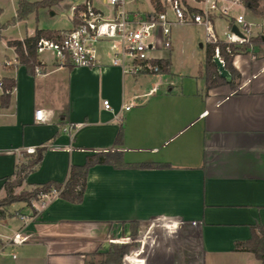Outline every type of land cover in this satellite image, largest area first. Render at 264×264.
Returning <instances> with one entry per match:
<instances>
[{
	"label": "crops",
	"instance_id": "crops-1",
	"mask_svg": "<svg viewBox=\"0 0 264 264\" xmlns=\"http://www.w3.org/2000/svg\"><path fill=\"white\" fill-rule=\"evenodd\" d=\"M246 18L264 23V0ZM186 26L193 25L176 28ZM255 34L264 37V27ZM8 49L13 57L2 64L0 81L16 86L0 107V198L16 165L32 157L19 151L29 148L44 149L43 160L20 189L65 183L72 165L96 153H120L131 167L90 168L79 204L49 194L42 207L11 205L0 215V264H94L98 253L128 242L118 237L133 231L131 223L165 238L159 245L139 238V254L123 264L256 260L235 246L264 226V40L233 57L234 86L209 85L204 68L176 70L172 35L169 51L153 53L170 62L159 74L132 75L108 66L107 56L101 67H59L48 54L39 56L43 73L31 75ZM37 110L44 123L35 120ZM190 227L197 231L193 247L180 251L170 235ZM17 233L22 243L5 247Z\"/></svg>",
	"mask_w": 264,
	"mask_h": 264
},
{
	"label": "built area",
	"instance_id": "built-area-1",
	"mask_svg": "<svg viewBox=\"0 0 264 264\" xmlns=\"http://www.w3.org/2000/svg\"><path fill=\"white\" fill-rule=\"evenodd\" d=\"M106 1L110 7L109 15L95 8L89 0L72 6L71 18L76 17L80 21L78 26L66 32L60 41L40 39L38 55L52 54L59 67L73 68L105 66L103 59L107 56L110 61L108 66L120 67L132 75L159 74L161 67L155 63L159 60L153 53L170 50L172 31L177 26L203 27L207 44L215 45L214 57H218L224 65L218 46L220 42L225 43L227 52L233 55L231 46L253 47L252 39L257 37L255 32L264 27V23H254L246 18L248 0H159L162 10L157 12L153 8L146 14L129 11L127 0ZM236 11H239L237 15L234 14ZM219 21L222 23L221 33L217 29ZM233 26L237 27L240 35L232 31ZM43 64L39 60L36 74L43 73ZM9 65L11 62H6V66ZM104 107L110 109L108 101H104ZM130 108L127 106L124 109ZM35 120L45 122L42 110L35 112ZM19 153L34 155L35 149ZM51 194L59 195L57 191ZM22 241L20 233H17L3 245L6 247Z\"/></svg>",
	"mask_w": 264,
	"mask_h": 264
},
{
	"label": "trees",
	"instance_id": "trees-1",
	"mask_svg": "<svg viewBox=\"0 0 264 264\" xmlns=\"http://www.w3.org/2000/svg\"><path fill=\"white\" fill-rule=\"evenodd\" d=\"M17 10L16 15L12 20V24L25 21L30 14L37 11L40 8H51L58 5L63 0H43L40 2H30L29 0H16ZM261 0H248L247 5L250 11L256 12ZM154 9L157 12L162 10L159 0H151ZM80 21L75 17L72 18L73 27L78 26ZM5 25L0 23V29H3ZM64 36V31H54L48 29H38L33 36H27L23 40H10L8 41V47L14 50L17 63L24 66L27 72L31 75L35 74V68L39 65V55L37 53V44L40 39H48L53 41H60ZM263 43V36L259 35L252 39L254 46ZM220 48V55L224 60L225 68L234 75V69L232 67L233 57L239 53L237 51H246L248 48H236L231 46L232 53L227 52V45L220 42L218 44ZM215 54V45H208L206 49V60L204 69L212 82L209 85H215L218 82H225L217 71V68L213 62ZM161 67V71H167L170 62L156 61ZM208 85V87H209ZM231 86L234 84L231 82ZM16 86V82L13 79L4 78L0 81V88L2 94H0V107H5L10 99V94ZM210 86V87H211ZM44 149H35V154L31 158H28L23 163L16 165V172L12 178H9L5 184V197L4 205H12L17 202H29L32 198H38L41 194L51 193L53 190L60 192L59 197L67 202L73 204H79L83 200L87 185V175L95 165H111L115 168L131 167L124 162V158L120 153L104 152L96 153L88 156L84 165L75 166L72 165L69 169V174L65 183H58L55 181L48 182L46 184L37 185L29 192H23L21 195H15V189L22 186L27 176L41 163L43 160ZM3 212L0 210V215ZM133 229L137 228L136 223H131ZM137 232H132L131 236H136ZM129 243H139V238L134 240H128ZM127 242V243H128ZM248 251L252 252L261 264H264V226L256 225L251 228V238L245 242H239L235 246V251ZM139 248L132 253L131 244H114L110 249L101 254L105 257V260L99 264H123L124 259L132 254H139ZM99 255V254H97Z\"/></svg>",
	"mask_w": 264,
	"mask_h": 264
},
{
	"label": "rangeland",
	"instance_id": "rangeland-1",
	"mask_svg": "<svg viewBox=\"0 0 264 264\" xmlns=\"http://www.w3.org/2000/svg\"><path fill=\"white\" fill-rule=\"evenodd\" d=\"M30 2H40L43 0H29ZM87 0H63L58 5L51 8H40L28 16L25 21L12 24V20L16 15L17 1L16 0H0V23L5 25L3 29H0V76L6 75L2 64L7 60V58H12L13 53L7 47V40H19L28 35V33L34 30L36 27L39 29H48L54 31H64L72 27L71 18V7L76 5H81ZM90 1V0H89ZM94 7L104 12L105 15H109L110 7L106 0H91ZM127 9L137 10L140 13H147L153 10L154 6L150 0H127ZM218 28L221 27L222 23L217 22ZM220 33V31H219ZM203 30L196 26H186L179 27L173 30L172 43L174 46L173 52L171 54L172 62L175 64V69L178 71H186L190 68L197 67L203 69L206 60V52L199 49L200 42L204 41ZM243 52V51H241ZM43 55H48L44 53ZM40 59V58H39ZM22 186L15 189V195H21L23 192H29L31 189H20ZM55 191V190H53ZM52 193V192H51ZM41 194L38 198H32L29 202H17L14 204H25L30 207L44 206L45 203L42 201L51 194ZM60 193V192H58ZM59 196V195H58ZM4 198H0V210L4 213L7 211L11 205H4ZM13 205V204H12ZM148 225V224H147ZM146 225V226H147ZM188 231L174 232L170 235L169 242L175 244V247L183 252H190L193 247V241L196 236V229L193 227L188 228ZM192 229V230H190ZM137 232L136 236H131L130 233ZM132 232L123 233L122 238L118 237L120 240H134L136 238L143 237L144 242L147 244H152V241L159 245L161 241L165 238L162 231L148 230L139 226L134 228ZM127 235V236H125ZM121 244H131L132 253L141 247L140 243H121ZM110 249V248H109ZM108 249V250H109ZM107 252V251H106ZM105 253V252H104ZM131 253V254H132ZM99 254V253H98ZM103 254V253H102ZM130 254V255H131ZM256 258V257H255ZM105 260V257L101 254L97 255L92 259L94 264H99ZM241 259L235 256L234 258L228 260L218 261L215 263L207 261L206 264H261V261L256 258L253 262L240 261ZM149 261V260H148Z\"/></svg>",
	"mask_w": 264,
	"mask_h": 264
},
{
	"label": "water",
	"instance_id": "water-1",
	"mask_svg": "<svg viewBox=\"0 0 264 264\" xmlns=\"http://www.w3.org/2000/svg\"><path fill=\"white\" fill-rule=\"evenodd\" d=\"M232 31L237 34H239V30L237 29L236 26H233ZM264 40V37H263ZM213 62L217 68V71L222 79H224L226 82H231L232 81V75L231 73L225 68V65L219 60L218 57H214Z\"/></svg>",
	"mask_w": 264,
	"mask_h": 264
}]
</instances>
